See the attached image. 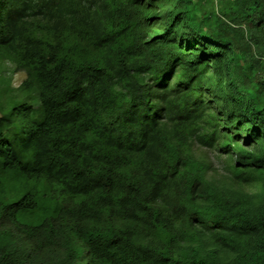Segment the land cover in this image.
<instances>
[{"label":"trees","instance_id":"1","mask_svg":"<svg viewBox=\"0 0 264 264\" xmlns=\"http://www.w3.org/2000/svg\"><path fill=\"white\" fill-rule=\"evenodd\" d=\"M0 63V264H264V0H0Z\"/></svg>","mask_w":264,"mask_h":264},{"label":"rangeland","instance_id":"2","mask_svg":"<svg viewBox=\"0 0 264 264\" xmlns=\"http://www.w3.org/2000/svg\"><path fill=\"white\" fill-rule=\"evenodd\" d=\"M24 76L22 73L16 72L13 67L8 63H0V86L7 87L10 91L8 95L13 97H18L15 89L18 84L23 80ZM26 104L34 107L36 105V97L32 95L31 97H23ZM209 158L216 164V168L220 169L223 165L222 160L218 159L216 151L214 153L208 152Z\"/></svg>","mask_w":264,"mask_h":264},{"label":"clouds","instance_id":"3","mask_svg":"<svg viewBox=\"0 0 264 264\" xmlns=\"http://www.w3.org/2000/svg\"><path fill=\"white\" fill-rule=\"evenodd\" d=\"M204 2L208 1V0H203ZM216 0H213V2L215 3ZM215 5V4H214Z\"/></svg>","mask_w":264,"mask_h":264}]
</instances>
